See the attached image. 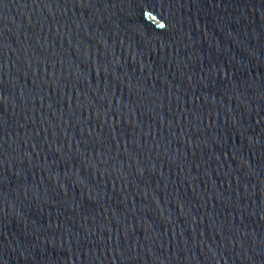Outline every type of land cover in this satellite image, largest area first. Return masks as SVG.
Instances as JSON below:
<instances>
[{"label": "water", "instance_id": "1", "mask_svg": "<svg viewBox=\"0 0 264 264\" xmlns=\"http://www.w3.org/2000/svg\"><path fill=\"white\" fill-rule=\"evenodd\" d=\"M0 264H264V0H0Z\"/></svg>", "mask_w": 264, "mask_h": 264}]
</instances>
